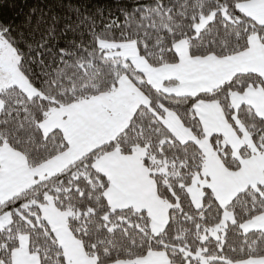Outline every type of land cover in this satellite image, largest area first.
Returning <instances> with one entry per match:
<instances>
[{"label":"snow or ice","instance_id":"1","mask_svg":"<svg viewBox=\"0 0 264 264\" xmlns=\"http://www.w3.org/2000/svg\"><path fill=\"white\" fill-rule=\"evenodd\" d=\"M0 264H264V0H0Z\"/></svg>","mask_w":264,"mask_h":264}]
</instances>
